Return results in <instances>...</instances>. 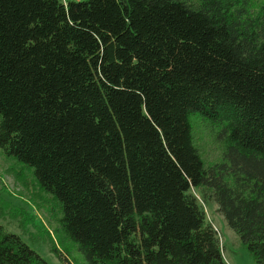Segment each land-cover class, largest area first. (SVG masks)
I'll use <instances>...</instances> for the list:
<instances>
[{"label": "trees", "instance_id": "1", "mask_svg": "<svg viewBox=\"0 0 264 264\" xmlns=\"http://www.w3.org/2000/svg\"><path fill=\"white\" fill-rule=\"evenodd\" d=\"M0 153L84 264H227L212 202L264 264V0H0ZM22 237L0 264H50Z\"/></svg>", "mask_w": 264, "mask_h": 264}, {"label": "rangeland", "instance_id": "2", "mask_svg": "<svg viewBox=\"0 0 264 264\" xmlns=\"http://www.w3.org/2000/svg\"><path fill=\"white\" fill-rule=\"evenodd\" d=\"M69 1V0H64ZM213 126L194 117V141L207 163L212 165L222 158V142L216 140ZM199 196V192L195 191ZM0 221L20 233L26 243L50 264H62L67 258L74 264H84L77 247L61 232L58 219L61 212L53 196L43 191L34 179L32 169L22 167L0 153ZM207 219L217 229L227 264H254L248 249L238 235L228 227L217 205L204 204ZM60 254V256H59Z\"/></svg>", "mask_w": 264, "mask_h": 264}]
</instances>
